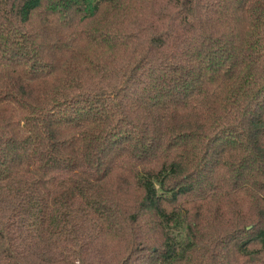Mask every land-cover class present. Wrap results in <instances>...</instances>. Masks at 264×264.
I'll return each instance as SVG.
<instances>
[{
	"label": "trees",
	"instance_id": "16d2710c",
	"mask_svg": "<svg viewBox=\"0 0 264 264\" xmlns=\"http://www.w3.org/2000/svg\"><path fill=\"white\" fill-rule=\"evenodd\" d=\"M0 264H264V0H0Z\"/></svg>",
	"mask_w": 264,
	"mask_h": 264
}]
</instances>
